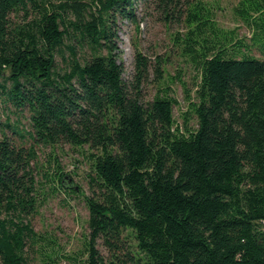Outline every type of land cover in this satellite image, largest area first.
<instances>
[{
    "label": "trees",
    "instance_id": "1",
    "mask_svg": "<svg viewBox=\"0 0 264 264\" xmlns=\"http://www.w3.org/2000/svg\"><path fill=\"white\" fill-rule=\"evenodd\" d=\"M150 1L165 22L184 17L176 45L196 71L186 114L194 127L176 125L168 88L143 98L150 64L141 53L132 80L122 77L115 17L135 21L125 12L132 0H93L99 7L88 21L77 1L0 0V96L28 112L20 138L31 142L0 138L1 264H28L27 241L37 234L23 220L39 205L35 146L59 144L90 152L82 264H264V28L256 31L264 2H241L253 29L246 41L190 0ZM73 41L89 56L76 58ZM154 73L162 78L160 58ZM47 181L53 191L71 184L60 171Z\"/></svg>",
    "mask_w": 264,
    "mask_h": 264
},
{
    "label": "rangeland",
    "instance_id": "2",
    "mask_svg": "<svg viewBox=\"0 0 264 264\" xmlns=\"http://www.w3.org/2000/svg\"><path fill=\"white\" fill-rule=\"evenodd\" d=\"M71 1L87 6L83 12L87 21L91 14L97 13L99 5L98 2L93 3V0H49L52 5ZM242 1L190 0L193 7H198L204 12L209 11L217 27L234 31L237 38L248 41L253 29L240 17ZM132 4V10L127 6L125 12H132L135 21L120 14L115 17L117 56L123 67L124 81L132 80L135 56L136 53H141L148 58L150 64L148 78L141 89L143 98L149 100L156 93L162 94L168 88L169 97L176 101L173 107L176 125L182 126L184 121H188V124L194 127V116L186 114L187 99L194 96L196 71L179 45H176V38L184 35L187 30L184 17H181L179 22L176 19L165 22L150 0H132ZM68 18L73 21V14L68 15ZM256 23L257 35H260L264 28V18H260ZM69 31L70 38H78L71 28ZM73 42L76 46V58L82 60L89 56L90 51L86 46L81 49L75 41ZM65 44L69 45V42L65 41ZM253 53L260 57L258 51ZM64 56L65 61L59 56L56 57V71L60 74L67 70L70 60V52L66 47ZM158 58L162 61L163 69L162 78L159 80L155 78L154 73ZM28 130V112L15 111L10 104L3 102V97L0 96V138L5 134L14 143L28 147L31 142L27 138L22 142L20 138V134ZM35 150L36 159L32 168L37 182L39 205L36 214L23 220L24 223L30 220L32 229L37 234L35 243L27 241L28 264H82L86 259L85 244L89 234V213L84 198L91 196L87 183L90 152L87 147H72L67 144L53 147L35 146ZM56 171L70 177L71 184L68 188L53 191L58 185L47 179L52 178ZM96 248L103 257L108 256L102 240H97Z\"/></svg>",
    "mask_w": 264,
    "mask_h": 264
}]
</instances>
